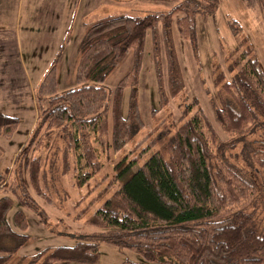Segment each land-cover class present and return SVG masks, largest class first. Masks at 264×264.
Returning <instances> with one entry per match:
<instances>
[{
    "label": "trees",
    "instance_id": "16d2710c",
    "mask_svg": "<svg viewBox=\"0 0 264 264\" xmlns=\"http://www.w3.org/2000/svg\"><path fill=\"white\" fill-rule=\"evenodd\" d=\"M218 4L219 0H184L183 7L176 6L166 13L118 15L86 26L75 64L77 85L62 93H57V64L53 60L33 90L35 123L12 166L0 172V264L29 242L23 210L13 214L15 229L8 221L14 199L40 218L47 216L21 182L25 173L36 195L51 202L41 186L40 157L33 153L49 150L57 133L64 131L68 147L75 154L74 185L82 187L103 166L98 156L120 151L143 125L137 85L148 34L155 52L158 102L164 105L184 84L172 36V14L184 9L176 19V27L195 49L196 13L200 7L205 14L213 13ZM232 30L236 32L234 27ZM161 48L166 58V87L159 59ZM247 48L231 52L236 67L232 80L222 81V73L215 78L220 87L214 114L228 135L249 132L257 115L264 116V72L251 48ZM129 52L131 68L111 91L107 90L103 84L106 77ZM125 88H129L128 105L122 114ZM18 125V117L0 113L2 137H11ZM215 142V130L194 97L161 147L87 218L88 225L110 232L109 242L134 250L145 260L122 264H264V225L247 211L255 189L232 165L220 160L214 168L210 166ZM155 143L153 140L143 151ZM137 159L134 157L113 181L127 174ZM97 198L90 200L81 213ZM99 255L97 242L82 240L23 256L22 261L93 264Z\"/></svg>",
    "mask_w": 264,
    "mask_h": 264
},
{
    "label": "rangeland",
    "instance_id": "374dc122",
    "mask_svg": "<svg viewBox=\"0 0 264 264\" xmlns=\"http://www.w3.org/2000/svg\"><path fill=\"white\" fill-rule=\"evenodd\" d=\"M51 1L56 3L58 0H0V113L19 118V125L11 137L0 135V172H5L12 166L16 153L36 120L37 109L32 88L50 67L47 64L49 48L56 38L55 28L46 20V16L54 8H51ZM72 1H68V6H74ZM94 1L96 2L75 0L73 21L63 36V47L66 46L61 49L64 51L63 56L52 58L57 64V93L77 85L75 64L86 26L118 15L166 13L176 6H184V0H111L113 2L104 9ZM184 12V9L175 10L171 17L173 41L184 79L181 89L167 103L159 105L154 72L155 52L148 34L137 85L142 127L117 153H102L98 156L103 166L82 187L74 185L75 154L68 147L64 131L57 133L49 150L35 151L33 154L39 156L41 161V186L49 194L51 202L36 195L23 173L21 182L47 216L40 218L32 209L14 199L7 215L8 221L15 229L13 214L16 210H23L28 223L25 233L29 235V242L5 264H23V256L49 251L55 246L73 245L82 240L95 241L100 246L99 259L93 264L145 261L138 252L109 242L107 239L110 232L93 228L86 220L130 173L161 147L179 125L182 111L194 97L216 133L210 166L214 168L222 160L235 167L238 174L253 185L255 195L247 211L252 212L259 224L264 225V116L258 114L250 131L238 136L226 134L214 114L220 87L215 78L219 73L223 74L222 81L234 78L236 67L232 65L233 50L237 49L240 53L242 49L250 47L264 72V0H219L217 8L210 14H205L200 7L194 19L197 41L195 49L191 41L181 36L176 27V19ZM61 31L63 34L65 29ZM164 54V49L161 48L159 59L166 87ZM131 64L132 53L129 52L106 77L103 84L107 90L114 88L118 80L129 71ZM128 96L129 88H125L121 102L122 114L126 113ZM153 140H156L155 145L143 151ZM140 153L141 156H136ZM134 157L138 159L129 172L113 181L115 175ZM2 194L0 190V196ZM94 198L97 199L89 209L81 213Z\"/></svg>",
    "mask_w": 264,
    "mask_h": 264
},
{
    "label": "crops",
    "instance_id": "0c3cea01",
    "mask_svg": "<svg viewBox=\"0 0 264 264\" xmlns=\"http://www.w3.org/2000/svg\"><path fill=\"white\" fill-rule=\"evenodd\" d=\"M49 2V0H47ZM68 1L69 0H58L56 1V3L51 1V9L52 13H49L48 16H46V20H48V23L51 24L55 30V43H51L50 44V48H49V53H48V58H47V64H51L53 62L52 58L53 57H61L63 56L62 53H64V51L59 52V47L63 44V41L65 40V37H63L66 33V30L70 27L72 21H73V7L75 8V0L72 1V3L74 2V6L70 7L68 6ZM95 2V1H94ZM110 2H113L111 0H96L95 4L97 3V5L100 8H108V4ZM111 4V3H110ZM65 29V32H63V34L61 33L63 30ZM61 33V36L57 39L58 34ZM57 39V41H56ZM65 47H63V49H65ZM34 90V88H32ZM34 92V91H33ZM34 125V124H33ZM33 127V126H32Z\"/></svg>",
    "mask_w": 264,
    "mask_h": 264
}]
</instances>
